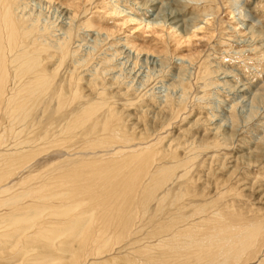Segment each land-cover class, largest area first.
Segmentation results:
<instances>
[{"label":"rangeland","instance_id":"374dc122","mask_svg":"<svg viewBox=\"0 0 264 264\" xmlns=\"http://www.w3.org/2000/svg\"><path fill=\"white\" fill-rule=\"evenodd\" d=\"M0 12V264H264V0Z\"/></svg>","mask_w":264,"mask_h":264},{"label":"bare ground","instance_id":"6f19581e","mask_svg":"<svg viewBox=\"0 0 264 264\" xmlns=\"http://www.w3.org/2000/svg\"><path fill=\"white\" fill-rule=\"evenodd\" d=\"M116 11H117V10H116ZM0 14H1V12H0ZM116 14H117V15H121V12H116ZM31 16H32V15H31ZM23 17H24V16H23ZM129 17H131V16H129ZM5 20H6V19H5ZM133 21H134V20H133ZM177 22H179V21H177ZM72 223H74L73 225H76L75 222H72ZM69 224H70V223H69ZM69 224H68V225H69ZM69 226H72V225H69ZM74 227H75V226H74ZM69 231H70V230H69ZM76 231H77V230H76Z\"/></svg>","mask_w":264,"mask_h":264}]
</instances>
